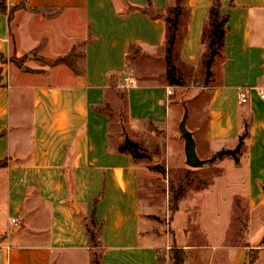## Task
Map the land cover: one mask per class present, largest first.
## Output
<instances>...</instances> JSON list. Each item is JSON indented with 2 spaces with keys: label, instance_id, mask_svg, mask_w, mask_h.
Wrapping results in <instances>:
<instances>
[{
  "label": "crops",
  "instance_id": "obj_1",
  "mask_svg": "<svg viewBox=\"0 0 264 264\" xmlns=\"http://www.w3.org/2000/svg\"><path fill=\"white\" fill-rule=\"evenodd\" d=\"M214 1H184L177 68H202ZM220 1L229 20L222 56L212 67L204 138L207 155L225 151L231 161L219 160L223 176L199 193L201 214L211 215L201 223L215 245L207 253L211 264H247L249 253L264 247V235L254 240L264 231V0ZM5 5L7 13L0 11V162L6 161L0 168V264H94L96 251L86 229L93 215L101 226L104 264H160L159 254L170 242L189 256L183 202L169 221L172 234L156 232L158 224L141 204L140 168L131 152L119 150L121 141L112 139L104 109L113 78L127 73L133 48L166 67L164 16L176 0H5ZM150 8L155 15L145 13ZM23 57V65L13 62ZM65 58L68 62H61ZM125 78L133 81L125 85L132 127L140 131L150 125L176 139L185 108L174 96L177 86ZM242 92L247 102L241 105ZM246 128L245 152L236 162L231 153ZM168 141L170 151V136ZM242 193L249 221L246 241L235 244L229 220L233 199Z\"/></svg>",
  "mask_w": 264,
  "mask_h": 264
},
{
  "label": "rangeland",
  "instance_id": "obj_2",
  "mask_svg": "<svg viewBox=\"0 0 264 264\" xmlns=\"http://www.w3.org/2000/svg\"><path fill=\"white\" fill-rule=\"evenodd\" d=\"M78 55L81 51H77ZM205 54L203 58L202 68L199 70H190L188 68L178 65L179 73L184 77L185 86L176 87L175 97L178 98L181 104L185 105V110L188 112L187 129L193 134V137L200 148L197 154L202 160H210L203 168H192L186 163V156L184 152L185 142L181 138L180 132L177 133V138L174 135H168L164 131L150 125H146L140 131H136L128 117L125 93V76L135 78L139 82H168L165 75L162 74L166 67L155 61L149 60L140 49L133 48L129 55L127 63V73L124 76H116L112 80V88L104 109L107 110L111 117V136L113 140L121 141L124 145L128 138L140 146V152H136L129 147L135 163L140 168L141 173V204L143 210L149 213L150 217L158 224L156 232H165L172 234L168 224L175 212V203L173 190H181V196L178 204L183 202L184 212L186 213L185 220L188 219L189 226L186 231V242L184 244L192 247V253L188 256L184 250V257L189 264H211L209 262V251L215 248L213 241L209 237V233L201 219L210 218L211 215H203L200 211V192L209 189L215 179L223 176V172L218 166V161L223 160L222 164L230 163L229 156L223 155L217 157L206 154V143L204 138V130L206 123V104L211 92V81L213 78V71L211 77L206 79ZM27 58L23 57L16 61L18 65H23ZM76 61H80L78 58ZM125 78V79H124ZM163 78V79H162ZM182 118V116H181ZM180 118V120H181ZM179 120V122H180ZM245 124V126H247ZM194 131H197L196 134ZM199 132V133H198ZM244 133V132H243ZM169 136L172 141L171 150H168ZM121 145V146H122ZM244 145V143H243ZM233 153L241 155L245 152L243 146ZM234 155V156H235ZM170 157V160H169ZM192 173L188 182L184 180L186 176ZM177 204V205H178ZM234 213L229 220V234H234L233 242L235 244H242L246 241L245 230L249 221L247 213V199L242 194L237 195L233 199ZM87 224L92 227L91 220H87ZM239 231V235H238ZM188 234V235H187ZM238 235V237H237ZM264 235V231L260 230L255 235V239ZM189 237V238H188ZM179 248L173 246L170 242L169 246H165L164 252L159 254L160 264H174V249ZM99 253V249H95ZM260 253V254H259ZM255 257L254 264H264V247L262 251H251L249 253L247 264L250 258Z\"/></svg>",
  "mask_w": 264,
  "mask_h": 264
},
{
  "label": "trees",
  "instance_id": "obj_3",
  "mask_svg": "<svg viewBox=\"0 0 264 264\" xmlns=\"http://www.w3.org/2000/svg\"><path fill=\"white\" fill-rule=\"evenodd\" d=\"M184 1L185 0H176V5L173 9L169 11V14L164 16V21L166 23L167 33H166V45H165V63H166V77L168 79V82L171 86H178L183 87L185 86L184 77L179 73L178 68L175 64L176 60V46L178 41L183 37V34L185 32L184 24H183V17L185 16V7H184ZM0 11L4 14L7 13V7L5 5V0H0ZM13 13V10L9 13V18L11 17ZM145 13L155 15L152 8L145 10ZM229 17L227 15H223L221 12V1L215 0L213 3V6L210 10V16H209V22L207 25V28L205 29V33L203 36V43L207 44L208 46V55L204 62L205 69H206V79L208 80L212 75V67L216 60V58L222 56V52L224 49V43H225V36L227 32V23H228ZM1 58V57H0ZM69 58H65L61 60V62H68ZM16 61H19L18 59L14 58L13 62L16 63ZM18 65V64H17ZM71 65V64H69ZM21 66V65H18ZM1 74V69H0ZM247 136V128L245 132L240 136L239 138V144L237 146V150H239L243 143L244 139ZM129 147H131L136 154L140 152V146L138 143L131 141L130 139H126L124 145H122L119 150L121 152L129 151ZM233 156L234 153H231ZM236 162L237 157L234 156ZM6 165V161L0 162V168ZM192 173L190 175L188 174L184 180L188 182L191 178ZM173 196H174V203H175V211L178 208V201L181 196V190L176 191L173 190ZM92 227H90L88 224H86V229L89 234L91 247L93 249H100V242H99V236L101 231V226L96 222L95 217L90 219ZM184 249L182 248H176L174 249V258L173 262L174 264H184L185 257L183 255ZM94 264H104L100 261L99 253L95 252L94 258H93ZM256 262V258L252 257L249 260V264H254Z\"/></svg>",
  "mask_w": 264,
  "mask_h": 264
},
{
  "label": "water",
  "instance_id": "obj_4",
  "mask_svg": "<svg viewBox=\"0 0 264 264\" xmlns=\"http://www.w3.org/2000/svg\"><path fill=\"white\" fill-rule=\"evenodd\" d=\"M187 119L188 112L185 110V114L179 124V132L181 134V138L184 140V152L186 156V163L192 168H200L204 165L208 164L210 160H202L199 158L196 151V141L193 137V134L187 129ZM225 151H221L217 153V157H222L225 155Z\"/></svg>",
  "mask_w": 264,
  "mask_h": 264
},
{
  "label": "built area",
  "instance_id": "obj_5",
  "mask_svg": "<svg viewBox=\"0 0 264 264\" xmlns=\"http://www.w3.org/2000/svg\"><path fill=\"white\" fill-rule=\"evenodd\" d=\"M125 81L126 82H129L130 84L133 83V81L132 80H129V79H125ZM167 94L169 96L173 95L172 89H168ZM261 97L264 99V94H262ZM246 102H247L246 93L242 92L241 95H240L239 103L242 105V104H245ZM12 223L16 225L17 224V221L15 219H13L12 220Z\"/></svg>",
  "mask_w": 264,
  "mask_h": 264
}]
</instances>
